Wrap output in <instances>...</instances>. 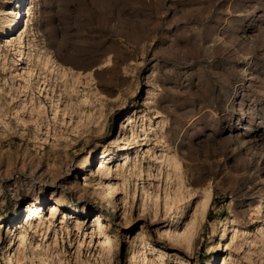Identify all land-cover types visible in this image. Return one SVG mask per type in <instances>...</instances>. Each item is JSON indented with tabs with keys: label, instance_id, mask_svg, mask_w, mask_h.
Listing matches in <instances>:
<instances>
[{
	"label": "rangeland",
	"instance_id": "1",
	"mask_svg": "<svg viewBox=\"0 0 264 264\" xmlns=\"http://www.w3.org/2000/svg\"><path fill=\"white\" fill-rule=\"evenodd\" d=\"M16 3L0 264H264V0Z\"/></svg>",
	"mask_w": 264,
	"mask_h": 264
},
{
	"label": "bare ground",
	"instance_id": "2",
	"mask_svg": "<svg viewBox=\"0 0 264 264\" xmlns=\"http://www.w3.org/2000/svg\"><path fill=\"white\" fill-rule=\"evenodd\" d=\"M16 1H17L16 4H18V5L24 3V0H16ZM18 5H17V6H18ZM17 14H18V18H17L18 21H17L16 27H15V29H14V31H16V33L19 32V31L22 29V26H21V27H19V26H20V24L22 23V21L24 20V17L26 16V14H27V12H26V8H20L19 11L17 12ZM13 26H14V25H13ZM13 26H12V28H13ZM14 31H13V32H14ZM107 193H108V194H111V191H108ZM113 200H114V199H113ZM26 209H27L29 212H33V211H34L33 206H32L31 204H28ZM97 218L99 219V218H100V215H99ZM220 245H222V244H220ZM221 252H222V251H221ZM139 254H140V256H138V257L140 258L142 253H139ZM214 264H215V263H214ZM216 264H223L222 256H219V257H218V259H217V261H216Z\"/></svg>",
	"mask_w": 264,
	"mask_h": 264
}]
</instances>
